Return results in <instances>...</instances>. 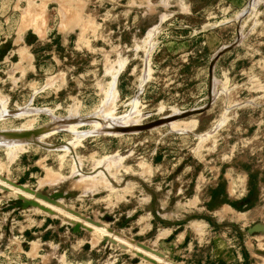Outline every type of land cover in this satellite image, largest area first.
Here are the masks:
<instances>
[{
  "label": "rangeland",
  "instance_id": "obj_1",
  "mask_svg": "<svg viewBox=\"0 0 264 264\" xmlns=\"http://www.w3.org/2000/svg\"><path fill=\"white\" fill-rule=\"evenodd\" d=\"M0 264H264V0H0Z\"/></svg>",
  "mask_w": 264,
  "mask_h": 264
},
{
  "label": "bare ground",
  "instance_id": "obj_2",
  "mask_svg": "<svg viewBox=\"0 0 264 264\" xmlns=\"http://www.w3.org/2000/svg\"><path fill=\"white\" fill-rule=\"evenodd\" d=\"M152 30H153V29H152ZM152 30H151L150 32H148V34H147L148 37L151 36V34H152ZM147 36H146V37H147ZM146 39H147V38H146ZM148 39H149V38H148ZM143 44H144V43H143ZM145 44H146V43H145ZM145 46H146V45H145ZM148 47H149V46H148ZM147 60H148V59H147ZM114 78H115V77H114ZM113 81H114V80H113ZM110 87H111V86H110ZM21 112H22V111H21ZM126 118H127V117H126ZM119 119H120V118H119ZM90 120H91V119H90ZM90 120H89V122L91 123L92 121H90ZM125 120H126V119H125ZM77 122H78L77 124H81V123H79L80 121H77ZM118 123H119V122H118ZM124 124H125V122H124ZM124 124H122V125H124ZM126 124H127V123H126ZM126 124H125V125H126ZM68 125H70V124H68ZM116 125H117V124H116ZM116 125H114V126H116ZM130 125H131V124H130ZM72 127H73V126H72ZM116 127H117V126H116ZM118 127H119V126H118ZM122 127H123V126H122ZM119 128H120V127H119ZM119 128H118V129H119ZM128 130H129V129H128ZM115 132H116V133H115ZM117 132H118V131L115 129L114 133H115L116 135L118 134ZM111 133H112V132H111ZM42 134H43V133H42ZM42 134H40V135H42ZM112 135H113V134H112ZM40 137H41V136H40ZM5 140H7V139L5 138ZM8 140H10V139H8ZM8 140H7V141H8ZM11 140H12V139H11ZM8 142L11 144V141H8ZM8 142H7V143H8ZM9 143H8V144H9ZM14 143H15V142H14ZM14 143H12V144H14ZM8 144H7V145H8ZM16 144H17V142H16ZM18 144H19V146H20L22 143H21V142H18ZM8 146H13V145H8ZM17 146H18V145H17Z\"/></svg>",
  "mask_w": 264,
  "mask_h": 264
},
{
  "label": "water",
  "instance_id": "obj_3",
  "mask_svg": "<svg viewBox=\"0 0 264 264\" xmlns=\"http://www.w3.org/2000/svg\"><path fill=\"white\" fill-rule=\"evenodd\" d=\"M218 57H219V54L215 56L214 60H216ZM123 131H124V128H123Z\"/></svg>",
  "mask_w": 264,
  "mask_h": 264
},
{
  "label": "crops",
  "instance_id": "obj_4",
  "mask_svg": "<svg viewBox=\"0 0 264 264\" xmlns=\"http://www.w3.org/2000/svg\"><path fill=\"white\" fill-rule=\"evenodd\" d=\"M155 28V27H154ZM221 54H219V56H220Z\"/></svg>",
  "mask_w": 264,
  "mask_h": 264
}]
</instances>
